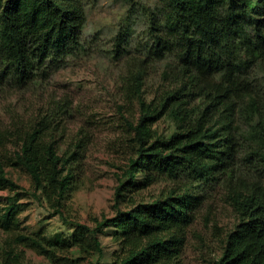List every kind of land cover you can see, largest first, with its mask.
Instances as JSON below:
<instances>
[{"label":"trees","instance_id":"16d2710c","mask_svg":"<svg viewBox=\"0 0 264 264\" xmlns=\"http://www.w3.org/2000/svg\"><path fill=\"white\" fill-rule=\"evenodd\" d=\"M124 1L142 5L147 20L145 41L137 44L140 66L125 79L123 99L132 111L123 118L127 156L114 197L126 205L92 227L68 218L89 136L81 128L62 148L56 111L16 125L6 136L13 153H0V190L9 191L0 200L7 235L0 264H22L25 250L50 264H180L186 229L215 188L224 191L235 222L209 264H264V0H165L162 14L141 0ZM84 23L83 0H0V88L24 89L61 68L81 51ZM131 39L127 23L114 36L119 53ZM161 61L148 100L144 68ZM162 117L172 121L170 134L153 129ZM6 168L25 172L29 189ZM161 175L169 187L148 199L132 196ZM25 194L70 230L23 232Z\"/></svg>","mask_w":264,"mask_h":264},{"label":"rangeland","instance_id":"374dc122","mask_svg":"<svg viewBox=\"0 0 264 264\" xmlns=\"http://www.w3.org/2000/svg\"><path fill=\"white\" fill-rule=\"evenodd\" d=\"M141 2L158 14H162L166 8L165 0ZM83 7L85 23L80 52L68 58L55 72H48L24 89L0 88V136L5 137L0 143V153L12 154L15 149L6 138L10 129L16 125H28L43 114L56 111L57 119L63 116L60 122L62 148L82 128L83 134L89 136L90 143L76 188L66 204L65 215L92 227L94 219L111 217L115 208L126 205L124 202L118 205L114 197L127 156L123 118L127 111H132L123 99L125 79L131 70L140 66L143 52L137 44L145 41L147 20L142 5L131 6L124 0H83ZM127 23L132 29V39L127 52L119 53L121 47L114 46V36ZM163 62H147L145 65L143 93L148 100L160 83ZM153 129L159 135H166L173 130V124L162 117L153 125ZM5 171L11 172L22 187L29 189V177L25 172L7 168ZM141 181L142 176L136 185ZM171 184L167 177L157 176L153 184L138 187L132 196L148 199ZM8 194L9 191L0 190L2 203ZM25 195L21 198L23 206L18 214L23 232L43 231L51 237L70 230V226L63 225L46 204ZM204 198L194 221L186 229L180 264H209L220 254L225 233L234 225L235 215L221 188L207 192ZM6 238L7 235L0 230V253ZM24 255L22 264H50L31 250H25Z\"/></svg>","mask_w":264,"mask_h":264}]
</instances>
